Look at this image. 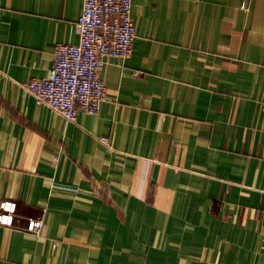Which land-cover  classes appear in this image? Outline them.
Masks as SVG:
<instances>
[{
	"label": "crops",
	"instance_id": "obj_1",
	"mask_svg": "<svg viewBox=\"0 0 264 264\" xmlns=\"http://www.w3.org/2000/svg\"><path fill=\"white\" fill-rule=\"evenodd\" d=\"M81 10L0 0V264H264V0H131L132 53L71 123L25 85Z\"/></svg>",
	"mask_w": 264,
	"mask_h": 264
},
{
	"label": "built area",
	"instance_id": "obj_2",
	"mask_svg": "<svg viewBox=\"0 0 264 264\" xmlns=\"http://www.w3.org/2000/svg\"><path fill=\"white\" fill-rule=\"evenodd\" d=\"M76 27L77 43H55L46 76L25 85L36 103L71 123L79 112L95 114L100 103L108 99L100 78L103 59H125L132 53L135 29L131 0H82ZM102 141L107 142V138ZM15 216V201L1 200L0 227H14ZM42 225V216L30 217L21 230L39 237Z\"/></svg>",
	"mask_w": 264,
	"mask_h": 264
}]
</instances>
